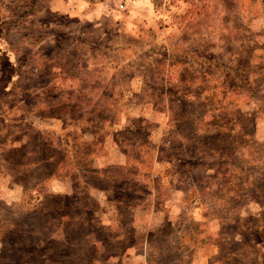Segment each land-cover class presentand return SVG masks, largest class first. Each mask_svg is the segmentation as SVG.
<instances>
[{"label": "rangeland", "instance_id": "1", "mask_svg": "<svg viewBox=\"0 0 264 264\" xmlns=\"http://www.w3.org/2000/svg\"><path fill=\"white\" fill-rule=\"evenodd\" d=\"M56 1L0 0V264H264V0Z\"/></svg>", "mask_w": 264, "mask_h": 264}, {"label": "crops", "instance_id": "2", "mask_svg": "<svg viewBox=\"0 0 264 264\" xmlns=\"http://www.w3.org/2000/svg\"><path fill=\"white\" fill-rule=\"evenodd\" d=\"M61 5L63 6L62 8ZM54 9H57L58 11L66 15H78L80 13L84 14L89 10L88 6H86L85 4L80 3L76 5L75 0H63V2L57 0ZM74 12L76 14H74Z\"/></svg>", "mask_w": 264, "mask_h": 264}, {"label": "trees", "instance_id": "3", "mask_svg": "<svg viewBox=\"0 0 264 264\" xmlns=\"http://www.w3.org/2000/svg\"><path fill=\"white\" fill-rule=\"evenodd\" d=\"M109 171V169H99V170H95V173L97 174V175H99V177H100V179L101 180H104L105 178H107V175H105L107 172ZM108 185V184H107ZM112 190H113V188H112ZM53 197L55 198V199H60V198H62V196H60V195H53ZM118 198V196L116 195V193H114V198H109V201H111V200H116ZM67 211H65V212H63V214L64 213H66ZM66 214H70L69 212H67ZM86 220V223H88V224H90V222H92L91 220H90V217L89 218H86L85 219ZM90 221V222H89ZM75 223L76 222H74V223H72L73 225H75ZM84 224H85V222H84ZM64 225V224H63ZM68 226H70V223H68ZM65 228H67L66 226H64ZM64 227H62L61 226V228H63V230H64ZM180 239V238H179ZM93 250L95 251L96 250V246L94 245L93 246ZM59 263V262H58Z\"/></svg>", "mask_w": 264, "mask_h": 264}]
</instances>
